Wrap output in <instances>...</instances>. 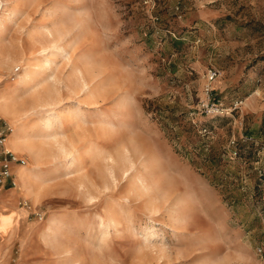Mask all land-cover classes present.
I'll return each instance as SVG.
<instances>
[{"label": "rangeland", "instance_id": "1", "mask_svg": "<svg viewBox=\"0 0 264 264\" xmlns=\"http://www.w3.org/2000/svg\"><path fill=\"white\" fill-rule=\"evenodd\" d=\"M0 20V116L30 149L5 141L26 164L0 264H264V0H0Z\"/></svg>", "mask_w": 264, "mask_h": 264}, {"label": "built area", "instance_id": "2", "mask_svg": "<svg viewBox=\"0 0 264 264\" xmlns=\"http://www.w3.org/2000/svg\"><path fill=\"white\" fill-rule=\"evenodd\" d=\"M18 69L19 66L14 67V71ZM214 75L215 72L212 71L209 78H213ZM10 132V125L0 116V197L8 186L15 185L14 167L26 164L23 157L6 146L5 139Z\"/></svg>", "mask_w": 264, "mask_h": 264}, {"label": "bare ground", "instance_id": "3", "mask_svg": "<svg viewBox=\"0 0 264 264\" xmlns=\"http://www.w3.org/2000/svg\"><path fill=\"white\" fill-rule=\"evenodd\" d=\"M0 22H2L3 23V21H1L0 20ZM50 22V21H49ZM46 25H47V23H46ZM48 26V25H47ZM50 30V29H49ZM48 30V31H49ZM30 35H33V39H36V42H42L41 40H39V39H37V38H35V32H34V30H32V31H30ZM51 34H50V32L48 33V36H50ZM39 44V43H38ZM42 45H43V48H44V52L46 53V54H49V53H53V52H55L53 49H56L57 47H55V46H53V47H51V46H47V45H45V44H43V43H41ZM3 46V45H2ZM42 47V46H41ZM46 47V48H45ZM41 50V49H40ZM53 63H50V62H48V67H52L51 65H52ZM39 65V64H38ZM26 74H28L27 72H26ZM28 76V75H27ZM24 77H25V75H24ZM29 77V76H28ZM25 81V80H24ZM26 82V81H25ZM50 82V81H49ZM76 82V81H75ZM34 83V82H33ZM47 83V82H46ZM36 89V88H35ZM11 97H12V95L10 96H2V97H0V106L1 107H4V108H6V109H8L9 107H8V105H9V103L11 102ZM13 100V99H12ZM15 100V99H14ZM17 106V105H16ZM21 106V105H20ZM22 107V106H21ZM16 108V107H15ZM17 110H18V108H17ZM56 123H58V120H57V122ZM9 124V123H8ZM10 125V124H9ZM10 127H11V133L12 132H14V129H12V126L10 125ZM48 127H50V125H48ZM8 135H10V133L8 134ZM7 135V136H8ZM14 134H11L10 136H8L9 138L10 137H12ZM59 136V135H58ZM14 137H15V135H14ZM60 137V136H59ZM31 138H33V137H31ZM57 138V137H56ZM79 138V137H78ZM87 138V137H86ZM7 139V140H6ZM6 139H5V141H7V142H10L9 140H8V138L6 137ZM34 139V138H33ZM55 139V138H54ZM83 139V138H82ZM85 139V138H84ZM26 140V139H25ZM29 140V139H28ZM38 140V139H37ZM29 142H31V141H29ZM73 142V141H72ZM72 144V143H71ZM74 144V143H73ZM16 146V145H15ZM60 146V145H59ZM72 146V145H71ZM32 147V146H31ZM38 149V148H37ZM69 149V148H68ZM74 149V148H73ZM67 155V154H66ZM21 166H23V165H19V166H17V167H21ZM112 168V166L110 167V169ZM127 169V168H126ZM128 170V169H127ZM127 170H125V171H127ZM113 172V171H112ZM141 183H143V181H142V177H138V178H136L135 179V185L136 186H138V185H140ZM85 186L86 185H84V183H81L80 184V187L81 188H85ZM96 198V197H95ZM92 199V197L90 196V198H89V201H92L91 200ZM62 220L60 219H58V220H54V221H51L49 224H48V226H47V229H48V233H52V232H54V233H56V231L59 229V223L61 222ZM109 222H110V225H113V223H114V219L112 218V217H109ZM108 222V223H109ZM106 230V229H105ZM102 236H103V238H102V240L103 241H105V243L104 242H102V243H104V244H106L107 242H108V239L105 237V231H103L102 232ZM113 259H114V257H112Z\"/></svg>", "mask_w": 264, "mask_h": 264}, {"label": "crops", "instance_id": "4", "mask_svg": "<svg viewBox=\"0 0 264 264\" xmlns=\"http://www.w3.org/2000/svg\"><path fill=\"white\" fill-rule=\"evenodd\" d=\"M5 69L6 68H1L0 69V72H4L5 71ZM16 139V137H10L9 138V141L10 142H8L7 144L9 145V147H11L14 151H17V152H23V151H30V149H29V147L28 146H26V145H20V146H15V144L13 143V140H15ZM19 168V167H18ZM18 168L17 167H14V169H13V171H14V173L16 174V170H17V175H18V177H19V173H18Z\"/></svg>", "mask_w": 264, "mask_h": 264}]
</instances>
